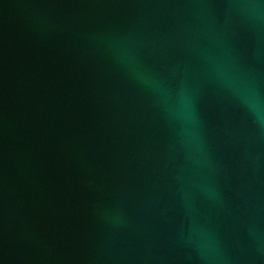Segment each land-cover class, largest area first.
I'll use <instances>...</instances> for the list:
<instances>
[{
  "label": "water",
  "instance_id": "water-1",
  "mask_svg": "<svg viewBox=\"0 0 264 264\" xmlns=\"http://www.w3.org/2000/svg\"><path fill=\"white\" fill-rule=\"evenodd\" d=\"M0 264H264V0H0Z\"/></svg>",
  "mask_w": 264,
  "mask_h": 264
}]
</instances>
